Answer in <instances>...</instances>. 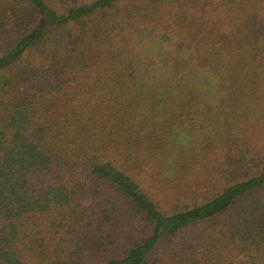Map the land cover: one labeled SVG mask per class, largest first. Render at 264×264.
Wrapping results in <instances>:
<instances>
[{
	"label": "trees",
	"instance_id": "trees-1",
	"mask_svg": "<svg viewBox=\"0 0 264 264\" xmlns=\"http://www.w3.org/2000/svg\"><path fill=\"white\" fill-rule=\"evenodd\" d=\"M0 264H264V0H0Z\"/></svg>",
	"mask_w": 264,
	"mask_h": 264
}]
</instances>
